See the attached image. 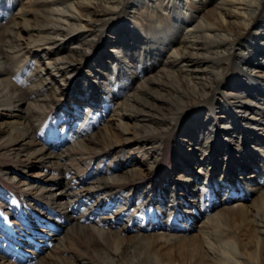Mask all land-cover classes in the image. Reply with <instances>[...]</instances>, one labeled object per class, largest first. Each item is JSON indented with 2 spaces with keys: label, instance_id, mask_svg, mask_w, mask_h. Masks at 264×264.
<instances>
[{
  "label": "rangeland",
  "instance_id": "rangeland-1",
  "mask_svg": "<svg viewBox=\"0 0 264 264\" xmlns=\"http://www.w3.org/2000/svg\"><path fill=\"white\" fill-rule=\"evenodd\" d=\"M69 1L77 3V0ZM162 1L135 0L133 7L126 6L125 11L134 17L129 18L128 21L133 22V19L137 21L135 19L137 17L142 21L140 23L144 24V30L147 29L148 25L159 18V13H165L160 6ZM31 2L32 0H15L14 3L10 1L5 3L0 0V40L4 39L5 32L16 25L14 38L19 45L6 58L8 74L4 78L16 87L15 91L21 90L29 103L35 102L37 98L39 108L35 111V120L27 123L18 116H12L20 113L15 106H11L10 110L7 106L0 107V129L2 132L6 130L4 132L6 139L7 133L11 132V126L29 129L34 132L36 143L46 141L55 145L57 153L66 152V158L61 160V164L67 168L66 172L74 184L81 189L86 188L87 191H91L96 189L91 188L92 186L102 183L101 177L108 180V176H115V179L109 182L114 191L112 197H116V200L112 204H101L103 197L111 195H103L105 193L102 189L98 191V196L96 190H93L88 206H92L94 210H101L86 221L93 229H88L86 233H70L69 238L65 240L63 239L66 231L65 223H53L52 220L46 219L39 223L35 219H25L24 211L29 200L32 201L34 196L42 194L45 190L42 186L43 179L61 181L59 176L62 168L60 165L43 164L36 157L27 159L23 154L17 158L12 156L10 147L18 141V138H12L11 143L8 141L5 145H0V254H3L0 255V264H40L42 261L45 264H159V260H163V264H193L194 258L191 252L193 244L185 240L189 239L188 237H198L201 229L204 228L203 222L208 226L207 231H211V228L218 229V238L216 237L218 240L214 243V247L225 240L237 239L239 248L245 249V245H249V242H253L257 236L264 238V233L256 234L255 222L252 218L255 212L256 214L264 212L262 144L258 142L255 145L249 140L251 137L246 138L244 143L239 145V152L233 147L235 154L232 152L225 155L223 152H214L215 157L201 166L199 163L189 162V157H186L188 153H192L193 160L197 159L200 150L192 149L189 144L183 142L188 139L183 138V131L189 124L191 111L186 110L184 113L180 110L177 114L178 110H170L172 114L168 115L164 128L138 129L135 128L136 123L132 120H120L119 114L113 113L112 110L130 94L134 84H129L122 76L116 80L117 74L109 77L106 75L107 67L113 69L116 65V72L121 71L122 75L129 73L131 67L136 66L131 60H137L140 54L146 56V53L142 50L137 51L133 53V59L126 57L123 63L109 61L112 60L109 58V52L114 50L110 44L112 36L107 30H102V33L96 32L92 36L94 39L92 45L82 48L86 50V52L82 51L86 53L84 60L73 77H67L57 68L55 56L58 54L47 53L49 48L45 40L39 39L40 36L28 33L23 28L25 21L18 17V8L22 6L29 8ZM176 2L179 3L181 15L193 16L187 23L199 20L201 7L196 9L191 6L193 0H176ZM73 11L76 12L75 9ZM144 12L147 17L139 18ZM66 14H69V11ZM58 16L62 23L69 26L68 21L63 19L65 14ZM262 20L264 21V18ZM26 23L30 27L34 26V21L30 17ZM134 23H131V26ZM255 30L256 28L250 29V31ZM260 33L262 32H257V38L247 44H253L255 41L263 48L264 39H261L263 36ZM176 37L182 38L179 34ZM247 44L244 47H237L235 57L250 52ZM69 46L77 47L73 44ZM169 47L170 45H167L162 56L157 57L158 64L159 60L172 52ZM154 48L157 49V46L146 49L148 52L146 59L153 56L151 53ZM208 53L207 49L206 54ZM98 56H102L103 61L99 66H102L105 74L98 67L96 69L93 67L96 65L94 60ZM254 62L260 61L257 59ZM254 62L249 68L243 66L244 74H240V78L254 83L257 81V85L264 90V66L251 70ZM91 64H93L92 68ZM90 69L96 70L99 79L92 75ZM140 75L138 73L135 77ZM106 76L108 79H105ZM43 78L46 79L47 84L41 85L40 80ZM96 79L102 89L96 90L97 83L95 87L91 84V81ZM227 83L228 79L222 81L211 99L203 104L204 110L209 113L207 119L216 123L217 132L214 135L216 139L213 140L216 146L218 138L224 140L222 145L227 140L226 135L224 136L226 129L223 127L227 125L226 121H229V114L223 109L224 101L229 102L231 108L237 110L236 101L234 102V98L229 96L230 90L226 89ZM251 115L246 116L250 118ZM242 121L245 123V119ZM4 122L8 124H2ZM243 122L240 123L241 126L244 125ZM245 126L254 125L245 124ZM263 127L264 124L255 129L256 135L262 134V139H264ZM78 136L79 138L90 136V139H87L84 146H76L71 142ZM36 143L32 142L31 145L35 146ZM69 145L72 148L68 149ZM216 161H219L217 168L214 165ZM241 161L242 165L249 163L250 166V169L248 167L246 170V178H240L239 171L235 170L228 177L229 174L224 170L225 162H234L238 165ZM199 170H208L212 183H217L219 186L214 187L211 182L206 183L204 175L197 172ZM249 174L256 176L247 180ZM189 175L199 178L193 179L194 183L186 179ZM172 183L178 184L179 187H173ZM185 183L190 187L197 184L200 192L197 194V201L192 203L180 195L182 202L171 208L174 205L170 202L171 191L175 196L182 191L179 189ZM56 192L58 196V191ZM142 194L148 197L146 203H139ZM255 200L258 203L262 201V210L258 209ZM58 203L56 201V204ZM48 204L54 205V201L49 200ZM189 204L200 212L188 226L181 212L183 205ZM226 206H229L230 210L226 212L229 217L225 226L224 221L219 217L222 214L225 216ZM5 207L10 209V213L3 217L2 210L6 209ZM167 207L171 210L167 211ZM202 210H206L207 213H203ZM81 213L88 215L89 211L80 209L77 214ZM138 215L142 216L141 220L137 219ZM216 216L219 218L217 221ZM207 217L213 218L211 223H208ZM104 221L110 224L103 225L101 222ZM57 224L61 227L58 228ZM227 227L231 228L229 234L224 231ZM137 234H142L140 235L142 238L138 239ZM148 241L151 244L147 245ZM262 248L261 254L264 256V244ZM203 255L207 261H211L210 253L205 252ZM246 255H243L244 259L248 260Z\"/></svg>",
  "mask_w": 264,
  "mask_h": 264
},
{
  "label": "bare ground",
  "instance_id": "bare-ground-1",
  "mask_svg": "<svg viewBox=\"0 0 264 264\" xmlns=\"http://www.w3.org/2000/svg\"><path fill=\"white\" fill-rule=\"evenodd\" d=\"M9 1L14 3L15 0H3L5 3ZM163 1L160 6L162 10H165V13H159V18L153 24L148 25L145 30L144 24H141L142 21H139L137 17L135 18L137 21L133 19L135 23L132 26L131 23L133 22L128 21L129 18L134 17L128 14L125 9H127V5L133 7L135 0H86L85 2L77 0V3H72L69 0H32L29 8L19 5L22 7L18 8V17L25 21L23 28L28 33H35L40 36L39 39L45 40V43L48 44L47 48H49L46 51L47 53L56 52L58 54L55 56L57 68L67 77H73L75 74L86 56V53H84L86 50H82V48L93 44L94 39H92V36L96 32L102 33L107 30L112 36L110 44L114 47V50L109 52V58H112V60H109L111 62L123 63L127 59L126 57L133 59V53L140 52V50L145 52L146 56L140 54L137 60H131L136 66L131 67L129 73L122 75L121 71L116 72V65L113 66V69L107 67L108 74L106 75L109 77L117 74L116 80L122 76L129 84H134L131 87L130 94L124 97V100L112 111L119 114L120 120H132L136 123L135 128L138 127V129L166 127L168 115L172 114V112H169L170 110H178L177 114L180 110L184 113L186 110L191 111L189 124L184 127L183 131V138L188 139L183 142L189 144L192 149L200 150V155L199 158L193 160L192 153H188L186 157H189V162L199 163L202 166L215 157L214 152H223L225 155L232 154V147L237 149L236 152H239V145L243 144L244 139L249 137H251L249 140L255 145L259 142L264 147L262 134L256 135L257 133H255V129L264 124V90L257 85V81L254 83L251 80L240 78L243 68H249L254 60L259 59L260 62H254L251 70L264 66V47L261 48L260 43L255 41L253 44H247L250 43V40L257 38V32H262L260 33L263 36L261 39H264V21L262 20L264 18V0H220L218 2L217 0H193L191 6L196 9L201 7L199 10L201 16L198 17V21L194 20L191 23H187V21L193 16L189 14L181 15V9L176 0ZM67 11H69V14H66ZM59 14H65L63 19L68 21L69 26L60 21ZM29 17L34 21V26L30 27L26 23L29 21ZM144 17H147L145 12L139 18ZM15 27L16 25H13L10 31L3 34L4 39L0 40V107L7 106V109L10 110L11 106H15L20 113L11 115L18 116L27 123H32L36 117L35 111L39 108L37 98L35 102L29 103L22 91H15L16 87H13L11 82L4 78L8 74L6 58L19 45L16 38H14ZM252 28H256V30L250 31ZM178 34L182 38H177L176 35ZM70 44L77 47L72 48L69 46ZM246 44L250 52L247 55L239 53L240 55L235 57L237 47H244ZM167 45H170L169 49L172 52L159 60L158 64L157 57L162 56ZM154 46H157V49L154 48L153 53H151L153 56L146 59L148 54L146 49ZM207 49L209 50L208 54H206ZM82 51L84 52L82 53ZM254 56H260V58H253ZM94 61L96 65L91 64V68L92 66L95 69L98 67L104 73L102 66H99L103 61L102 56L96 57ZM95 69H90V71L92 70V75L99 79V74L96 73ZM138 73L141 74L140 77H135ZM108 76L105 79H108ZM97 79L91 81V84L95 87L97 83L95 88L99 90L101 87ZM226 79H228L226 89L230 90L229 96L234 98V102L236 101L237 110L231 108L229 102L224 101L223 109L229 114V121H226L227 125L223 127L226 129L224 130V136L226 135L227 140L222 145L224 140L218 138V145L216 146L213 142L216 139L214 138L217 132L216 123H212L207 119L209 113H206L203 104L211 99L217 91V86ZM40 84H47L46 79H41ZM208 111L210 112V109ZM247 114L252 115L248 118ZM244 119L245 123L242 121ZM241 122L244 123L243 126H241ZM2 124L7 125L8 123L4 122ZM245 124L254 126L246 127ZM4 132L0 129V145H5L8 141L11 143L12 138H18L17 144L10 147L12 156L17 158L23 154L27 159L36 157L43 164L60 165L62 168L59 176L61 181L53 182L48 181L49 179H43L46 182H42L45 190L42 194L34 196L33 202L29 200L24 211L26 214L25 219H35L39 223H41L40 221L44 222L45 219L52 220L53 223H65L64 240L69 238L70 233H86L88 229H93L86 221L101 210H94L92 206H88V200L94 193L93 190H96L98 195V191L104 189L105 194L103 195L111 196L103 197L101 204H112L116 197H112L114 191L109 181L115 179V176H108V180L101 177L102 183L92 186L91 188L96 189L91 191H87L86 188L81 189L74 184L66 172L67 168L61 164V160L66 158V152L57 153L55 145L46 141L36 143L34 132L26 128L11 126V132L7 133V139ZM79 136L71 143L76 146H84L87 139H90V136L84 138H79ZM233 141L236 144L233 145ZM32 142L38 146H32ZM70 146H68V149L72 148ZM213 146L214 148H212ZM233 154L235 153L233 152ZM238 163L240 164L235 165L234 162H225L224 170L229 174L228 177L235 170L239 171L240 178H246V170L248 167L250 169L249 163L245 165H242V161ZM218 164L219 161H216L214 164L216 168L219 166ZM197 172L204 175L206 183H212L208 170ZM197 172H195V175ZM195 175H189L186 179L194 182L193 179L199 178ZM255 176L256 174H249L247 180ZM228 181H230L229 178ZM172 185L175 188L179 187L176 183H172ZM213 185H215L214 187L219 186L217 183H212ZM180 188L179 190L183 192L179 191L175 196L171 191L170 202L174 204L171 208L182 202L180 195H183L182 197H186L192 203L197 201V194L200 193L197 184L190 187L185 183ZM55 189L58 191V196H56ZM146 197V195H140L141 200L139 203H146ZM49 200H53L54 205H49ZM56 201L59 203L56 204ZM31 203L33 207L30 206ZM261 204L262 201L257 205L259 210H262ZM5 208L2 210L3 217L10 213V209ZM171 208L167 207V211H170ZM182 208L181 213L189 226L200 211L190 204L183 205ZM80 209L89 211V214H77ZM228 210H230V207L226 206L225 216L222 214L219 217L224 221L225 226L228 224L229 216L227 217L226 213ZM202 211L207 213L206 210ZM241 215L243 216V213ZM207 218L208 223H211L213 218ZM219 218L216 216V221ZM252 218L255 222L256 234H263L264 212L259 214L255 212ZM137 219L141 220L142 216L138 215ZM101 223L103 225L110 224L106 221ZM202 224L204 228L201 229L198 237H188L189 239L185 240H189L193 244L191 249L192 258H194L193 264H264V256L261 254L264 244L262 243L264 241L262 236L260 238L257 236L253 242H249V245L246 244L245 249H242L243 247L239 248V241L236 238V240L231 241L225 240L214 247V243H217L218 240L216 239V237L218 238V229L211 228V231H207V224H204V222ZM56 226L61 227L59 224ZM218 226L220 227V225ZM224 231L229 234L231 228L227 227ZM140 235H136L138 239L142 238ZM118 240L122 239L118 238ZM149 244H151L150 241L147 245ZM247 250L248 252H246ZM205 252L210 253L213 260L210 258L211 261H207L203 255ZM243 255L248 256V260L244 259ZM158 263L163 264L164 262L159 260ZM40 264H45V262L42 261Z\"/></svg>",
  "mask_w": 264,
  "mask_h": 264
}]
</instances>
